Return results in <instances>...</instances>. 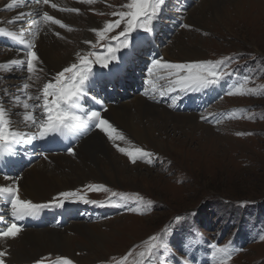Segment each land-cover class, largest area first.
Here are the masks:
<instances>
[{"label":"rangeland","instance_id":"rangeland-1","mask_svg":"<svg viewBox=\"0 0 264 264\" xmlns=\"http://www.w3.org/2000/svg\"><path fill=\"white\" fill-rule=\"evenodd\" d=\"M5 1L8 5L12 4L11 0H0V15L1 13L12 14L13 17L15 9L23 8L17 3L18 5L9 6L10 9H7ZM83 1L91 6L97 4V0H92L90 4L87 0ZM131 2L132 0H108L105 8L107 11L93 8L86 10L92 18H89V15H83L84 10L81 7L75 8L80 12L79 14L83 15L82 18L63 23L65 25L63 28L57 25L55 29V33H60L59 36L56 35L59 39L63 41L67 39L70 43V48L60 45L59 49L69 50L70 53L79 52L78 45L86 24L84 18L90 19L98 28L93 32L92 44L84 56H87L94 65H101L100 59L105 58L96 53L97 48L118 46L122 38L119 33L124 31L126 24L122 21L119 27L104 32L103 37L99 33L107 22L118 19L112 15L114 11H129L126 5ZM190 4L191 6L180 15L185 25L173 28L174 32L160 49V59L172 57L169 52L167 53L172 50L175 54L172 59L177 62L182 57L186 58L184 49L193 47L201 49V57L198 61H227L231 57L226 70L231 71L237 77L236 74L240 69L242 73L238 75L245 77L244 88H254L256 92L225 95L221 98L213 110H229L223 112L226 118L224 117L218 124H206L196 114V121L189 122L186 131L191 132L190 127L197 124L200 130L196 131L194 137L201 140L200 145L197 142L190 145L187 141L185 144V136L179 143H170L168 140L167 145L159 152L153 150L151 155V158H154L153 163H149L150 156L144 157L146 158L144 161L132 163L126 154L114 147V152L119 153L120 158L123 157L118 159L119 167L131 174L141 172L137 179L131 182L126 178L111 185L99 183L105 188L96 192L92 197H90L89 189L84 186L98 183L90 182L84 186L63 191L78 190L85 199L94 200L96 198L94 201L113 198V193L123 194L126 197L124 201L116 199L124 208L119 206L118 214L104 220L82 221L94 228L92 233L96 237L90 240L89 233L84 235L77 231L68 232L75 233L77 236L66 253L57 252L63 247L56 243L42 247L40 251L43 255L39 257V260L43 259V264H57L60 257L70 259L73 264H115L129 250H132V255L128 256L126 264H137L141 259L139 253L147 248L144 242L153 235L162 238L166 249L158 250V254L152 257V264H183L182 260L186 262L185 264L198 262L201 264H264V238H262L264 237V0H191ZM25 7L28 12L36 11L35 4ZM10 11L14 12L10 13ZM60 12L68 14L70 11L61 9ZM7 20L6 24L4 22L0 25L7 27L12 25L9 23L10 19ZM42 23V17L41 26L38 27L21 19L13 24L14 27L9 28L14 30L20 28L28 36H35L37 31L38 33L42 31L44 27ZM158 23L160 25L161 21L157 20L156 24ZM144 31L145 29L140 27L136 34ZM71 32H76L78 36L74 37ZM113 36L117 39L112 40ZM9 54L8 50L0 47V103L12 118L13 130L23 132L24 127L29 128L31 125L23 119L25 111L22 102L27 97L21 90L22 85L29 84L27 89L29 94L38 93L43 88L49 73L41 67H37L32 74L27 72L25 66L17 70L5 69V66L11 62L6 60ZM20 54L12 57L23 59L19 58ZM80 57L77 55V61L74 63L79 64ZM249 66H254V69H248ZM153 74L154 76L163 75L168 80L164 70H154ZM30 75L31 79H29ZM162 81L164 80L159 83ZM110 82L113 81L110 79ZM16 95L21 96L20 105L14 102ZM135 96L124 95L117 91L116 97L120 98L119 102L114 105L117 111L122 113L128 108L135 112L133 107ZM231 107L234 111L230 110ZM175 124L179 123L175 122ZM29 129L31 131L28 133L35 134L37 127L33 126ZM93 130H79V139L73 141V147L77 146L88 134H92ZM201 133H203L202 136ZM74 134L71 133V137L66 141L69 142ZM105 135L107 137V134ZM24 139L27 138L24 137ZM209 141L219 143L221 150H201L200 147L210 146ZM37 143L39 139L34 140L31 145ZM229 143L236 150H229ZM28 145L30 144H23V146ZM130 145L133 144H126L127 150L133 148L129 147ZM18 146V144L12 146L11 152L20 150ZM102 146L103 144L96 149ZM141 146L148 145L143 143ZM57 152L61 155H69L68 151ZM40 159L41 157L25 156L20 166H27L26 168L38 166L42 161ZM137 163L141 165L134 166ZM105 165L108 167V162ZM0 167L4 169L1 160ZM68 169L69 167H66L62 171L66 173ZM48 170L51 171L52 168ZM139 197L143 200L138 203ZM72 199L80 201V196ZM98 207L92 204L91 210ZM177 217H180L179 221L176 220ZM40 220L41 218L35 215L16 221L22 227H28ZM77 222L81 221L77 220ZM53 227L55 226H51ZM65 227H55V229L65 230ZM225 247L228 248L227 256L217 251L218 248ZM202 254L204 255L202 258L196 259ZM18 256L31 257L20 252Z\"/></svg>","mask_w":264,"mask_h":264},{"label":"bare ground","instance_id":"bare-ground-1","mask_svg":"<svg viewBox=\"0 0 264 264\" xmlns=\"http://www.w3.org/2000/svg\"><path fill=\"white\" fill-rule=\"evenodd\" d=\"M35 1L36 11L28 12L26 7H24L22 9L20 8V10L15 9L13 17L12 14L7 15L1 13L0 24H4V22L6 24V20L8 18L10 19L9 21H13L14 18L20 16L21 14H26L23 19H25L27 23L38 27L40 25V19L46 9L47 12L49 11V15L61 20L62 23H68L69 21H77L78 19H81L83 15H89V18H92L86 11L89 8L107 11L105 8L108 2V0H97V4L95 6H91L86 4V1L84 2L83 0H50V3L47 5L43 4L42 0V3H39L40 0ZM20 3L23 4V2ZM53 3L57 5L56 8L51 7ZM9 6L10 5L7 3L5 8L10 9L8 8ZM80 7L84 10L82 11L83 15L79 14V11H70L68 14L60 12L61 9H67V11H69V9H78ZM11 12L12 11H10V13ZM84 20L86 24L81 40L79 41V52L76 53H70L69 50L64 49L62 51L59 49L60 45L70 48V43L67 39L63 41V39H59L55 35L57 25H54V28L53 25L49 26L44 24L42 31L40 33L37 31L35 36H28L20 28H18V30H14L12 28L10 29L9 27L15 26L12 22H9L12 23V25H8L9 27L6 25H0V28H4L6 31L16 32L18 35L23 33L26 40L34 42L36 46L35 50L42 61V64L37 67L44 68L49 73V76L45 80V83H47L49 78L57 73L61 68L76 62L77 54L82 57L88 53L90 45L92 44L93 30L98 27L90 19L84 18ZM71 35L74 37L78 36L76 32H71ZM168 52L170 56H175L172 50L167 51V53ZM184 52L186 58L182 57L179 61L175 62L172 57H168L163 59L162 62H168L169 60H172L171 62L173 63H180V61L191 62L198 61L199 57H201V49L199 47H193L187 50L184 49ZM19 58H23V56L21 55ZM14 59L15 57L12 56L6 58L8 61ZM36 94L37 93L33 92L31 95L34 96ZM29 103H31V101H29ZM0 105L2 104L0 103ZM164 106L165 105L153 103L145 96L142 97L139 95L135 96L133 106L135 112H132L128 108H124L125 110L122 113H119L116 107L112 105L103 113V118L107 119L118 132L123 133L125 137L124 140H117L113 143V141L106 137L104 132L96 129L92 134H88L86 138H83L77 146L72 148L74 150V154L69 153V155H61L59 152H54L50 153V155L48 154L46 157L41 156L40 160L42 161L38 164V166H30L28 168L25 167L24 171L20 173L19 176L5 174L11 177L10 180H5L4 176L0 175V185H11L13 187L18 186V195L21 199L31 200L33 203L40 204L51 200L52 197L63 190L75 189L78 188V186H84L90 182L111 185L115 184L116 181H121L126 178L130 179L132 182L133 179H137V177L140 176L139 174H141V172L131 174L126 171V169L124 170L119 167L118 159L121 155L116 151L114 152V147L118 148L117 145L126 149V144H133L129 146L133 147L129 151L141 148L159 152L167 145L168 140L170 143H179L183 136H185V144L186 141L190 145H194L196 142L198 145L202 144L201 140L199 141L194 137L197 133L196 131L200 130L197 127V124L190 127L192 129L191 132L186 131V128L189 127L188 123L196 121L197 115L194 113L187 114L170 111ZM7 118L10 120L12 119L9 115ZM175 122H178L179 124H175ZM29 128L32 129L33 126H30ZM29 128L27 126L24 127V129H22L23 133L30 132L31 130ZM177 133H179V135H177ZM202 134L203 133H201V136ZM25 137L27 138V136ZM143 143L148 146H141ZM208 143L210 144L209 147L203 148L199 146L201 150H221V145L216 141H209ZM231 143L234 145L233 141H231ZM101 144H103V146L96 149V147ZM228 149L236 150L232 148L230 143ZM50 160L52 163L49 162ZM107 162L108 167L105 165ZM129 165L131 166L130 163ZM140 165L141 164L137 163L134 166ZM66 167H69V169L66 173H64L62 170ZM50 168H52L51 171L48 170ZM13 181H15L14 184ZM0 197H2V195H0ZM5 220L7 226L13 222L17 223L16 219L13 218L11 214L10 216H5ZM92 229L94 228L82 221L70 222V224L65 227V230L60 229L59 231L58 229L51 227L37 229L35 226H23L18 237L10 238L7 241L0 240V250L7 252V255L4 257L5 264H34V262L39 260V257L43 255L40 251L42 247L56 243V245H61L63 247V249H60L57 252L66 253L69 251L70 244L76 240L75 237L77 236L75 233L70 234L68 232L77 231L83 233L84 235L89 233L91 235L90 240H92L96 237V235L92 233ZM19 252L25 253L27 256L31 257H19Z\"/></svg>","mask_w":264,"mask_h":264},{"label":"snow or ice","instance_id":"snow-or-ice-1","mask_svg":"<svg viewBox=\"0 0 264 264\" xmlns=\"http://www.w3.org/2000/svg\"><path fill=\"white\" fill-rule=\"evenodd\" d=\"M43 4L47 5L50 0H42ZM90 4L92 0H87ZM18 0H12L11 6H16ZM164 0H132L131 3L126 5L129 11H114L112 15L118 17L114 21L107 22L103 30L100 31L101 37H103L104 32L110 31L115 27H119L123 21L126 27L123 32L119 33L120 37L127 38L128 33L131 31L143 27L148 30V26L153 24L154 19L158 18V13L161 9V5ZM52 8H56V4L51 5ZM134 9V10H133ZM63 10V9H62ZM69 11H78L76 9H69ZM24 15L16 17L11 21L15 23L17 20L23 19ZM43 23L45 25H59L61 28L65 27L61 20L54 18L49 15L47 11L43 13L42 16ZM93 31H96L95 29ZM0 34L10 37L13 40L19 42L20 45L25 47L21 50V55L23 59L11 60V64L17 66H25L29 74L34 73L37 70V66L42 64L37 51L35 50V44L31 40H26L23 33L17 34L13 31H6L4 28H0ZM59 36L60 33H55ZM112 40H116L117 37L113 36ZM91 43V42H87ZM118 49L109 47L108 51L114 54ZM79 56V54H77ZM232 58L229 57L227 61H191V62H180L173 63L163 61L161 59H153L151 61L152 67L148 68L149 74L153 73L154 70L160 71L164 70L169 78L171 86L168 88V93H197L202 90L208 89L210 87L220 84L227 77L232 76L231 71H227L228 63ZM101 65L107 68V59H100ZM90 60L87 56L79 58V64H72L70 67L64 68L52 75L48 82L43 85V88L36 94L31 95L28 93L29 88L28 83L22 85V91L24 96L27 97L26 100L22 102V107L25 111L23 116L24 121L31 126L38 128V133L30 134L23 133L13 130L11 126V120L6 118L7 112L5 108L0 105V160H3V166L6 167L10 161L5 159L6 154L11 153L12 146L15 144L28 143L31 144L37 139H47L59 134L61 136L68 133H75L78 130L88 131L95 127L100 131L107 134L109 140L115 143L117 140H124L125 137L123 133L117 131L116 128L107 120L104 119L100 110L90 109L83 114H77V109L81 107V100L86 96V86L89 82L91 75V68L89 67ZM42 70V69H40ZM31 79V75L29 76ZM254 93L256 89L254 88H244L243 85L236 87L234 90L228 89L225 91V95L234 94H245ZM167 93L161 92L160 95H166ZM180 97L173 96L172 103L175 104ZM222 98V97H221ZM95 100V97H92ZM31 101V103H29ZM14 102L17 105L21 104V96L16 95L14 97ZM106 111V109H104ZM38 113V114H35ZM201 119H207L206 117H201ZM27 136L25 140L24 137ZM118 150L121 153L126 154L132 163H136L137 159H143L146 156L152 155L141 148H136L134 151H129L124 147L117 145ZM67 151L70 154H74V150L69 147ZM151 162V161H149ZM0 172H2V167H0ZM5 180H10L11 177L5 175ZM15 181H13V184ZM91 191H97L104 189V185H86L84 186ZM6 198H10L11 204V216L17 221L23 220L25 217H32L38 214L42 209L62 207L69 202H84L91 203L100 207L111 206L119 207L121 206L116 202L115 198L124 201L126 197L123 194L113 193L112 197L107 203H102L94 200L85 199L84 196L78 191H63L52 197L51 200L44 203H33L31 200H23L18 195V186L13 187L11 185H0V195H5ZM80 196V201H73V197ZM143 198H138V203L142 201ZM136 211L137 209H129ZM142 214V213H141ZM177 221L180 217L176 218ZM22 231V226L18 223H11L6 228H0V240L7 241L10 238H16ZM264 238V237H262ZM144 243L147 244L145 251L139 253L141 259L137 264H152V257L158 254V250L161 248L166 249L165 242L162 238L157 235H153L148 238V241ZM135 247V246H134ZM218 252L228 255V248H218ZM7 252L0 250V264H5L4 257ZM132 255V250L122 257L115 264H126L128 256ZM34 264H43V259L37 260ZM57 264H73V262L64 257L58 258Z\"/></svg>","mask_w":264,"mask_h":264}]
</instances>
